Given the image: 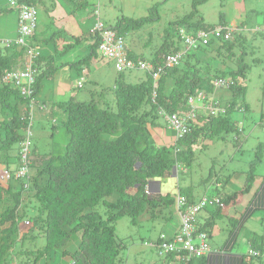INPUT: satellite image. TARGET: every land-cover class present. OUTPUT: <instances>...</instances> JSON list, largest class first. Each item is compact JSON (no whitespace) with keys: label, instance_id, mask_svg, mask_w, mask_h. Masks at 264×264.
Wrapping results in <instances>:
<instances>
[{"label":"trees","instance_id":"obj_1","mask_svg":"<svg viewBox=\"0 0 264 264\" xmlns=\"http://www.w3.org/2000/svg\"><path fill=\"white\" fill-rule=\"evenodd\" d=\"M19 1L34 7L37 3L36 0ZM205 1L192 0L190 13L172 24L177 33L180 29L195 33L224 25L222 15L216 25L204 22L198 13V6ZM94 8L93 14L97 11L99 15L97 6ZM149 19V16L139 19L122 17L117 19L114 26L106 27L116 30L124 37ZM36 29L26 40L27 45L32 47ZM235 33L232 40L211 39L207 45L186 53L172 67L163 66L165 57L181 51L182 42L179 34L176 44L165 36L152 61H147L154 67H164L156 85L151 72L148 71H145V78L135 84L125 81V72L118 73L112 90L115 111L108 105L100 107L95 100L77 102L70 99L60 104L64 117L57 116L49 128L53 138L58 129L57 124L61 122L68 137L64 152L56 154L52 149H40L32 136L26 161L28 176L12 177L7 182V187L0 184V264H15L18 258L22 260L20 264H48L51 256L56 253L63 259H69L68 264H123L124 261L120 258L123 246L117 242L115 234V224L123 216H128L132 225H138L141 219L147 224L152 223L153 228L160 227L156 239L145 240V244L154 247L158 254L157 246L163 240H171L162 230L174 221V214L179 217L175 209V195L151 194L150 184L156 179L171 178L178 172L179 167H188L194 159V149L201 145L200 142L223 137V134L230 132H241L230 117L234 109L233 102L222 105L215 100L227 110L225 114L215 117L208 115L209 111L205 107L194 108L189 102V98L203 87L207 93L211 92L213 79L216 78L236 80L229 90L232 91L233 97H244L243 83L250 64L245 61L243 50L237 55L236 68L227 67L226 71H216L211 78L209 72L207 75L203 73L205 68L194 58L197 50H207L214 45L216 54L224 51L232 56L231 51L237 39ZM91 36L93 41L90 53L80 61L85 62V67L89 66V60L96 56L100 42L97 32L91 31ZM129 57L138 59L131 53ZM25 61V46L20 48L17 45H5L0 49V74L22 67ZM54 62V57L42 58L40 55L32 62L36 70L32 103H37L43 79L56 72L58 67L54 66ZM32 103L21 94L19 88L0 85V165L9 168L16 163L14 170L21 165L20 148L26 137L25 129L30 122ZM191 110L197 116L189 121L188 132L181 138H175L173 144L157 146L151 130L159 125V117L164 118L166 114L183 116L182 114ZM33 123L32 121V131ZM260 124L264 130V116ZM165 125L169 133L175 135L174 131L167 127L166 120ZM260 154L261 150L258 149L257 159L250 162V167L245 172V181L238 191L222 194L216 190L217 195L205 194L195 201L191 199V186L185 189L178 187L177 194L186 199L185 207L197 204L203 198H218V204H206L201 210L213 209L210 216L213 217L211 222L215 223L228 206L234 205L237 198L252 191L257 178L255 170ZM258 191L263 193L257 202H264V186ZM251 196L254 197L255 193ZM30 202L34 204V215L30 216L28 221L44 238V246L41 249L22 248L29 233L20 235L18 224L26 216L29 207L27 204ZM254 206L255 204H252V214L256 212ZM166 207L170 209L167 214ZM210 226L211 224L205 223L198 229L207 233ZM252 240L251 245L254 248L264 250V224L263 233L256 235ZM260 251L258 256L249 253L248 256L259 258L262 254ZM175 254L169 253L164 257H173ZM192 261L190 258L182 264H192Z\"/></svg>","mask_w":264,"mask_h":264},{"label":"rangeland","instance_id":"obj_2","mask_svg":"<svg viewBox=\"0 0 264 264\" xmlns=\"http://www.w3.org/2000/svg\"><path fill=\"white\" fill-rule=\"evenodd\" d=\"M3 1L6 6L8 5L13 8L8 0ZM84 1L88 4L85 7L87 10L88 8L91 10L92 7L97 6L99 9V20L106 26H114L117 19L119 20L122 17L139 19L149 16L150 19L145 24L141 25L140 28L124 35V41L130 46L131 50L139 55L142 54L146 58H149L160 48L164 41L166 30L169 32L168 40L175 44L177 43V29L173 25H169V23L171 20V22L179 20L192 10V0ZM43 2L44 3L42 4L36 5L37 21H39V24L41 15L46 12L44 11V5L50 3L49 0H43ZM52 2L58 5V9L61 8L60 6L65 7L70 5L69 11H72L73 8L77 6V3H74V0H53ZM155 5L157 6L156 9L154 8ZM238 7L243 9L239 10ZM245 8L247 9V15L243 16L242 20L244 21L245 26L247 25V29L243 31L244 35L242 36L235 33L237 39L234 41V46L231 51L232 56L224 51L219 52V54L214 52L210 63L208 65L203 64L207 65L209 71H213L214 68L220 64L230 69H232V67L236 68L237 55L244 50L245 61L250 64V68L246 73L243 83L245 85L244 97H233L232 91L224 89L214 90L211 94L213 98L218 99L221 104H227V102L234 103V109L231 112L230 117L231 120L238 125V129H241V132L238 134L230 132L228 134H223V137L200 142L201 145L196 146L194 149V159L190 165L188 167L185 166V169H182V167L178 168V172L175 174L178 181L176 184L177 186L175 185L176 188L179 186L180 188L185 189L184 187L191 182L194 185L196 193L202 194L206 192L207 194L212 195L215 193L216 189L214 184L216 177L220 175L224 178L234 172L237 176L234 178L232 184L234 186L239 185L240 181L245 178V173L242 171L246 172L250 167V162L257 159L258 149L261 150V154L255 170L257 174L256 177L264 176V130L260 124L261 118L264 116V0H206L198 6V12L200 14L202 13L201 15H203L205 22L215 25L219 23L220 14H222L223 20L229 23L236 17V14H243ZM49 22L50 21L45 20L47 25H49ZM47 25L45 27L47 29L50 28ZM60 28L63 29L58 23H56V26L54 27L51 26L52 32H60ZM60 33L62 34V32ZM239 37L240 40L238 39ZM57 39L61 40L62 36L57 34ZM212 48L213 46L210 47L208 52H212ZM112 66L113 62L111 61L108 66L111 68L109 73L114 74L116 78L118 72H116L115 68ZM86 69H89L90 72L92 71V68L89 66H86ZM145 76L146 72L141 69L125 71V81L131 84L139 83L145 78ZM84 80L85 81H82L81 88L72 89L68 94H73L75 96L83 94L86 96V101L95 100L100 107L108 105L111 110L115 111L116 105L112 93V82L107 83L109 86L108 88H104L103 91L98 89V95H96V93H94L93 78L89 77L88 74V77H84ZM44 84L45 79H43L41 83L40 94L43 90ZM47 91L51 93L53 87L49 85ZM67 92H65V94ZM58 95L64 94L58 93L57 95H51L50 97L55 100ZM58 116L61 118L64 117L62 114ZM158 124L159 125H157L155 129H157L160 134L164 133L165 141L169 139L173 141L174 136L165 128L166 125L163 116L159 117ZM57 125L58 129L53 138L50 136L51 129L47 127V124L38 127L35 126L32 131L33 140L37 143L40 149H52L56 154H62L68 137L61 126V122ZM44 126L45 128L42 129ZM39 145H41V147ZM15 147L16 145L12 150V154L15 151ZM172 181L173 178H170L169 182ZM255 184L256 182H254L253 189ZM150 190L149 193L152 194L153 191ZM177 190L178 188L176 191ZM174 195V199H176L177 195ZM27 205L30 207V210L26 215H29L30 220V216L34 215V204L33 202H30ZM165 209V213L167 214L170 209L167 207ZM26 218L20 220L19 223H23ZM172 218L174 221H177L175 214ZM139 220L140 223L138 225H132L130 218L128 216H123L119 218L115 224L116 240L123 246L120 252V258L124 261L123 264H164V257L159 256L154 247L145 244V240L150 238L154 239L158 235L160 227L155 226L153 228L152 223L147 224L146 221ZM226 221H228V217L224 216V219L221 222ZM27 228L28 226L22 231L19 230L21 235L27 230L29 233V237L25 239L22 248L41 249L44 246V238L42 234H39V231L35 228ZM192 259L195 260V256L192 257ZM59 260L60 255L56 253L51 256V259L47 263L60 264ZM21 261L22 260L18 258L16 259L15 264H20ZM178 263L180 262L178 261Z\"/></svg>","mask_w":264,"mask_h":264},{"label":"crops","instance_id":"obj_3","mask_svg":"<svg viewBox=\"0 0 264 264\" xmlns=\"http://www.w3.org/2000/svg\"><path fill=\"white\" fill-rule=\"evenodd\" d=\"M52 1L53 0H49L50 3L44 5V11L46 12L45 14L41 15L40 24L39 21H37V31L35 34L36 36L33 41V45L39 50L40 56H42V58L54 57V66L58 68L51 77L45 79L43 90L41 94L39 92L37 96V103H35L31 107L30 112L32 114L31 117H33L34 127L43 126L45 124H47V127H49V125L52 124L55 121L56 117L62 112L60 104L65 103L70 99H73L77 102L86 101V96L83 94L75 96L68 93L70 90L78 88V83L81 82V80L85 81L84 77H88V74L89 77L93 78L95 89L94 93H96V95H98V89L100 91H103L104 88H108L109 85L107 83L112 82L111 85L113 90L117 78V76L115 78L114 74L109 73V70L111 69L108 67L110 62L103 59L98 52L95 57L89 60V67L92 68L91 72L89 69H86L85 62H80L84 60V58H86L90 53V48L93 41L91 31L96 21L99 19V15L97 16V13L93 14V10L95 8L92 7L91 10L90 8H88L87 10V8H85L88 5L86 1L74 0V3H77V6H75L72 11H69L70 5H67L65 7L60 6L61 8L58 9V5ZM36 2V5L44 3L43 0H36ZM238 9L242 10L243 8L238 7ZM246 12L247 9L245 8L243 14H236V17L233 18V20L229 23H227L222 18V20L224 21L222 24L232 26L234 28V32L242 36L244 35L243 31L247 29V25L245 26L244 21L242 20V17L247 15ZM201 14L199 13V15L204 20L203 15ZM221 15L222 14H220L219 16ZM17 17V10L14 7L11 8L8 5L6 6L4 4V1L0 0V49L3 48L8 41H12L17 37ZM45 20L50 21L49 25L45 23ZM171 21L169 25H172L174 23ZM56 23H58L59 26L63 27V29H59L62 34L58 31L52 32L51 26H56ZM205 23L209 24L207 22ZM46 25L50 28L47 29L45 27ZM54 33L60 34L62 36V39H57V35H54ZM168 35L169 32L168 30H166L164 37ZM214 46L211 49L212 52H208L210 48H207V50H204V48H202L197 50V52L194 54V58H197L196 61L199 62V64H201L203 68H205L203 70V73L207 75L209 72L210 78L216 71L227 70L226 66L220 64L219 66L217 65L218 67L216 66L213 71H209L207 65L213 58L212 56L214 51H216V48ZM127 49L128 53H131V55L135 56L136 58L138 57V59L150 62L152 61V58L156 53L154 52L149 58H146L142 54L139 55L131 50L129 45H127ZM49 85L53 87V91L51 93L47 91V87ZM103 85H105L106 87ZM202 90H204V87ZM65 92L67 93L65 94ZM212 92H214V90H212L208 94H212ZM58 93H62L64 95H58L55 100L51 99V95H57ZM215 100L218 101V99L216 98ZM222 105H226V103ZM236 127H238V125ZM44 128L45 126L42 129ZM151 131L157 146L170 145L175 141V135H173V141L170 139L165 141L164 133H158L157 129L155 128H153ZM16 166V163L9 166V168L5 165H0V173L5 169L14 170ZM242 172L245 173V171ZM236 176L237 174L235 172L225 176L224 178H221V180L220 175L217 176L214 181V184L216 186L215 193L210 194L215 196L217 195L218 191H221L222 194H230L232 192L238 191L239 188L242 187L245 178L244 180L240 181V186H234L232 183ZM171 178H173L172 182H169L170 178L167 179V181L159 179L154 180L152 184H150V188L153 193L177 194L178 192L176 191V189L179 186L176 188V184L178 181L175 173ZM255 182L256 184L254 189L245 196L237 198L234 205L228 206L225 209L224 213H222L220 217L216 219L215 223L211 222V218H213L210 216V212L213 210L211 208L201 211L194 217L197 227L205 223L211 224L210 229L207 232L210 251H207L202 255L195 256V260L192 261V264H264V250L260 251V249L254 248L253 245H251V242L253 241L252 238L263 233L264 224V202H257L258 200H260L263 193L262 191V193H260V191L258 190L262 186H264V176H257ZM190 183L186 185V187L191 186L192 200L195 201L199 197L207 194L206 192L202 194L196 193L193 183ZM0 184L3 187H7L6 182H0ZM254 193L255 196L252 197L251 195ZM251 203L253 205L255 204L254 207L256 212H254L253 214L252 212L254 208L252 209ZM29 208L30 207L27 208V212L30 210ZM224 216L228 217V221L221 222L224 219ZM24 218L26 219H24L23 223L21 222L18 224L20 231L26 228V226H24V222L26 220H29V215H26ZM176 219L177 221H172L168 225H166L162 232H165L168 236L167 238L175 241L176 246L180 247L181 241L179 238L175 237L176 235H178L180 221L177 216ZM254 219H256L257 221ZM28 228H32V223H30V226H28ZM23 233H28V230ZM75 242L77 241H74V243ZM250 249L260 251L262 253L261 257L255 258L248 256V251ZM216 250H218V252H216ZM59 261L60 264L69 263V259H63L62 256L60 257ZM163 261L164 264H182L183 262L181 259V255L178 253L173 255V257L172 255L164 257ZM178 261L180 263H178Z\"/></svg>","mask_w":264,"mask_h":264},{"label":"built area","instance_id":"obj_4","mask_svg":"<svg viewBox=\"0 0 264 264\" xmlns=\"http://www.w3.org/2000/svg\"><path fill=\"white\" fill-rule=\"evenodd\" d=\"M9 3L17 10L18 24H17V37L14 41H8L5 45H17L18 47L25 46V58L26 61L22 67L13 68L10 71L0 74V85H12L19 88L21 94L24 97L30 99L31 103L34 101L33 95L35 92V80L36 70L32 66V62L36 59L40 52L37 48L27 45L26 40L34 34L37 26V10L36 7L20 2L19 0H8ZM97 16L98 12L96 11ZM99 18V17H98ZM92 32H97L100 38L98 53L106 61L113 62V67L116 72H125L130 70L141 69L143 71L151 72L154 79V85L163 71V66L172 67L177 64L181 58L186 54L194 51L199 46L207 45V43L213 40H232L234 28L232 26L218 25L210 30H200L195 33H187L183 29H180L179 34L180 41L182 42L181 51L167 55L165 57V63L163 66L154 67L150 62L141 59H131L128 55L126 41L116 30L106 27L99 19L96 21L92 28ZM240 79H238V82ZM236 80L230 78H216L213 79V90L224 89L229 90ZM82 86V80L78 83L77 87ZM189 102L196 106L205 107L209 111L208 115L213 117L223 115L227 112L225 107H221L215 101L211 94H208L205 90H198L196 94L189 98ZM199 103V104H196ZM31 105V104H30ZM34 105L32 103L31 107ZM30 107V110H31ZM164 115V114H163ZM165 115L167 127L174 131L175 138H181L189 130L188 123L190 120H194L197 114L191 110L189 113ZM32 114L30 112V122L26 131V137L21 143L20 148V161L21 165L17 170L5 169L0 173V182H8L13 178H25L27 175L26 161L29 155L30 138L33 136L32 132ZM175 200V209L178 217L180 218L179 235L177 238L181 241V246L178 247L173 240H163V242L157 246L158 255L164 257L169 253H178L181 255L182 261L188 262V260L194 256H199L207 251H210L208 244V236L206 232L199 231L195 224L194 215L204 209L206 204L213 205L218 204L219 199L214 197L211 199L203 198L197 204L186 206L185 198L177 194ZM182 207V208H181ZM185 207V208H184ZM25 226H30L28 220L24 222ZM249 254L253 256L260 255L258 251L250 249Z\"/></svg>","mask_w":264,"mask_h":264},{"label":"bare ground","instance_id":"obj_5","mask_svg":"<svg viewBox=\"0 0 264 264\" xmlns=\"http://www.w3.org/2000/svg\"><path fill=\"white\" fill-rule=\"evenodd\" d=\"M42 111V110H41Z\"/></svg>","mask_w":264,"mask_h":264}]
</instances>
